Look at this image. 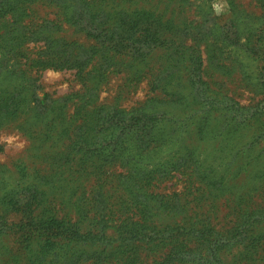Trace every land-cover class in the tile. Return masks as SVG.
Masks as SVG:
<instances>
[{
  "label": "trees",
  "instance_id": "1",
  "mask_svg": "<svg viewBox=\"0 0 264 264\" xmlns=\"http://www.w3.org/2000/svg\"><path fill=\"white\" fill-rule=\"evenodd\" d=\"M39 4L54 11L51 18H36ZM260 6L264 20V0ZM191 7V0H0V71L30 87L39 81L32 70L75 73L80 89L51 107L57 117L75 107L73 127L60 132L72 133L67 160L52 171L93 178L95 187L89 196L73 192L68 207L53 199L39 215L45 194H36L25 166L16 167L0 207L31 198L20 263L264 264V32L258 38L237 16L209 27L210 14L199 6L204 18L194 20ZM68 28L91 44L65 39ZM236 44L263 64L240 72L261 97L254 108L204 80L208 67L236 72ZM114 75L130 89L146 82V102L101 104V87ZM239 178L254 184L237 186ZM174 179L187 185L182 192H155ZM220 209L229 220L222 226Z\"/></svg>",
  "mask_w": 264,
  "mask_h": 264
},
{
  "label": "rangeland",
  "instance_id": "2",
  "mask_svg": "<svg viewBox=\"0 0 264 264\" xmlns=\"http://www.w3.org/2000/svg\"><path fill=\"white\" fill-rule=\"evenodd\" d=\"M191 2L192 7L189 13L191 18L203 20L204 15L199 8L202 6L210 14L209 27H213L214 23L221 24L222 21H231L237 16L247 18V23L256 30L258 38L264 32V20L261 19L263 10L260 6L262 0H191ZM53 12L43 4L35 6L38 20L40 17L51 18ZM169 28H172L170 22ZM61 36L70 42L75 41L86 46L91 44L84 34L78 33L72 28L66 29ZM239 42L245 43L246 37L240 39ZM257 42H255L256 46H258ZM245 51L246 47L237 44L233 47L234 58L244 65H240L238 62L236 65L238 68L232 76L222 75L219 70L208 67L204 73V80L211 85L214 91L226 94L247 108H254L261 97L256 96L253 89L242 81L240 72L247 71V66H250V70L258 72L263 64L251 62L244 57L246 56ZM3 63L0 60V68L4 66ZM30 74L35 78L39 77V81L34 82V87L12 80L6 70L0 71V146L3 147V152L0 153V190L8 189L14 185L18 178L16 167L25 166L32 174L36 194L42 190L45 194L44 197L40 195L42 207L36 213L40 215L44 209L50 208L53 199L59 198V207H68L67 201L72 197V194L75 193L74 199L80 198L83 191H87V196H89V192L95 187L93 178L90 180L68 178V172L59 173L56 178V171H52L61 164V161L67 160L66 154L71 144L70 135L72 133L69 131L70 135L67 137L61 136L60 132L62 128L73 127L70 126L71 119L68 114H73L75 107L72 104L67 105V109L63 111L66 114L60 117L51 111V107H60L64 104V98L80 89L75 73L49 70L37 75L36 71L32 70ZM126 85L122 76H111L101 87L102 91L99 94L101 104H119L122 108L130 109L139 103L146 102L150 96L149 86L146 82L135 89H130ZM53 118H57V121H51ZM262 123L263 120L259 124L262 126ZM261 149L264 152V145ZM251 170L257 172L259 169ZM110 171H116V169L112 168ZM239 179V181L234 180L237 182V186L245 184L249 188L252 186L251 184H254V180L250 178ZM185 186L187 185L183 180L174 179L158 185L155 192L161 194L179 193L184 190ZM73 188L78 190H73ZM56 190L57 192H55ZM82 198L84 201L81 205L85 204V197ZM30 199H24V202H21L16 208L0 207V264L8 262L13 264L15 261L18 264H24V261L20 263L18 259H20L21 246L26 235L27 228L22 225L26 222V217L30 212L28 207ZM218 214L217 222L220 223V226L229 222V220L224 221L223 219L226 215L225 210L220 209Z\"/></svg>",
  "mask_w": 264,
  "mask_h": 264
}]
</instances>
